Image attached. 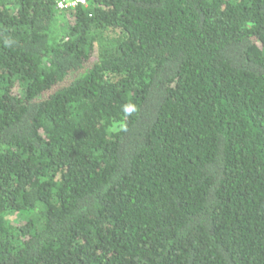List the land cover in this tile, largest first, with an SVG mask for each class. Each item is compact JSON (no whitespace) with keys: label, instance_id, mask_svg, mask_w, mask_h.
<instances>
[{"label":"trees","instance_id":"trees-1","mask_svg":"<svg viewBox=\"0 0 264 264\" xmlns=\"http://www.w3.org/2000/svg\"><path fill=\"white\" fill-rule=\"evenodd\" d=\"M0 264H264V0H0Z\"/></svg>","mask_w":264,"mask_h":264},{"label":"built area","instance_id":"built-area-1","mask_svg":"<svg viewBox=\"0 0 264 264\" xmlns=\"http://www.w3.org/2000/svg\"><path fill=\"white\" fill-rule=\"evenodd\" d=\"M60 9L74 8L77 5H86L87 0H54Z\"/></svg>","mask_w":264,"mask_h":264},{"label":"clouds","instance_id":"clouds-1","mask_svg":"<svg viewBox=\"0 0 264 264\" xmlns=\"http://www.w3.org/2000/svg\"><path fill=\"white\" fill-rule=\"evenodd\" d=\"M87 5V4H86ZM85 5V6H86ZM78 6V5H77ZM82 6H84V5H82ZM76 7V6H75ZM58 8V7H57ZM72 8V7H71ZM71 8H67V9H65V10H68V9H71ZM58 9H60V8H58ZM62 10V9H61ZM136 109H135V106L134 105H131V104H127V105H124L123 106V111H124V113H125V115H131L134 111H135Z\"/></svg>","mask_w":264,"mask_h":264},{"label":"rangeland","instance_id":"rangeland-1","mask_svg":"<svg viewBox=\"0 0 264 264\" xmlns=\"http://www.w3.org/2000/svg\"><path fill=\"white\" fill-rule=\"evenodd\" d=\"M58 20H60V18H58Z\"/></svg>","mask_w":264,"mask_h":264}]
</instances>
